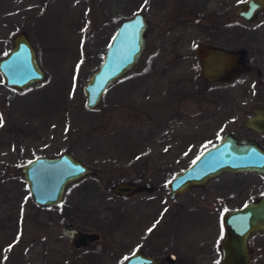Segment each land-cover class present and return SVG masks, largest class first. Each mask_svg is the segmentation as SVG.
Returning <instances> with one entry per match:
<instances>
[{"label":"rangeland","instance_id":"1","mask_svg":"<svg viewBox=\"0 0 264 264\" xmlns=\"http://www.w3.org/2000/svg\"><path fill=\"white\" fill-rule=\"evenodd\" d=\"M219 1L210 0V10ZM228 1L234 21L243 0ZM194 2L0 0V58L25 31L46 74L16 90L0 73V264H122L137 251L161 257L157 264H218L222 227L212 204L229 195L227 206L236 207L264 190L262 176L226 172L208 184L205 201L189 192L172 201L165 183L224 130L249 134L244 118L264 102V80L253 71L225 85L202 81L191 56L202 36L196 27L216 25L222 17L208 11L200 22ZM134 13L150 21L148 48L89 109L84 84L100 66L115 29ZM163 21L168 26L161 27ZM246 33L255 38L234 37L231 45H243L250 64L263 70L264 30ZM66 151L95 173L68 184L58 205L34 204L19 167L37 155ZM121 180L147 181L153 190L118 197L109 188ZM70 221L98 238L69 246L59 228ZM253 245L248 264H264V233ZM171 252L174 262L166 260Z\"/></svg>","mask_w":264,"mask_h":264},{"label":"water","instance_id":"2","mask_svg":"<svg viewBox=\"0 0 264 264\" xmlns=\"http://www.w3.org/2000/svg\"><path fill=\"white\" fill-rule=\"evenodd\" d=\"M260 9H264V0H247L237 9V13L250 20ZM114 32L100 66L94 69L84 84L85 105L89 109H96L104 99L107 85L124 77L136 66L149 44L148 20L145 15L134 13L132 17L124 18ZM34 49L25 31L14 36L11 50L4 58H0V73L7 87L24 90L46 79ZM197 50L201 60V76L205 81L230 82L250 69L244 62L243 48L227 50L200 44ZM244 126L264 133V108L246 118ZM236 135V132L225 131L213 147L205 148L189 165L176 171L166 183L169 198L195 186L203 188L209 178L226 171H252L261 174L264 180V149L258 142L248 138L238 139ZM19 171L32 196V202L43 207L58 205L68 184L95 173L91 166L84 165L68 151L55 157L36 156L19 167ZM109 190L119 196H129L136 191L149 192L153 189L147 181L139 184L121 180L112 184ZM221 217L224 230L219 244L218 264H248L252 258L246 241L253 233L264 232V195L238 209L222 212ZM59 234L69 246L77 248L91 243L99 236L94 232L80 231L71 221L61 224ZM175 259L172 252L166 256V260L174 262ZM160 261L161 257L137 251L127 255L122 264H157Z\"/></svg>","mask_w":264,"mask_h":264},{"label":"flooded vegetation","instance_id":"3","mask_svg":"<svg viewBox=\"0 0 264 264\" xmlns=\"http://www.w3.org/2000/svg\"><path fill=\"white\" fill-rule=\"evenodd\" d=\"M201 1L196 0V2H194L195 5L193 6V7H195L197 9V10H195V12H196V15L195 16H197L196 18H198V20H200V22L203 21V20H205L203 17L205 16L206 13H208V11L211 14V16L212 15H215V14L217 16L219 14L222 17V19H218V24H216V25H214V24L200 25L198 23V27H196L198 29V31H201L202 36H200V35L197 36L200 39L198 40V42L196 43L195 47L193 48L194 51L192 52V55L191 56H192V58H194L198 62L197 63L198 64V70L200 72L199 76L201 77L202 81H204L205 84H208V85L209 84L210 85L211 84H214V85H216V84L217 85L224 84L225 85V84H228V83H232V81H234V80L236 81L240 76H242V74H249V73H252L253 71H255L256 76L258 78L264 80V69L262 70V69H259V68H255V67H253V65L250 64V62H249L250 61V58L248 56V51H247L248 49H246L245 47H243V45H238V46H234V47H233V45H231V42H232V40H233L234 37H235L234 38L235 40H233L234 42H238V41H240V42L241 41H243V42H246V41L248 42L249 41L250 42L251 39L255 38L254 36H252L251 38L250 37H247L246 31H248V30H253L255 32L264 30V9L258 10L256 12V14H254L255 16L253 15L254 17H252V18H250V20H248L245 16H242L241 14H238L237 13V9L247 1V0H243L242 2L239 3V6L234 10V15L236 16V18L233 21L232 20L234 18L233 14H232L233 9H231V6H230V3H229L228 0H223V2H220L219 1L218 2V4H219L218 5V8L215 9V10H210V7H209V3H210L209 1L210 0H201ZM207 3H208V5H207ZM189 7L192 8L191 5H190V3H189ZM231 20L234 23L233 25L230 22ZM149 23H150V21L148 20V33H147V35L150 33V31H149V27H150L149 26ZM159 25L161 27H166L167 24L165 25V21H163V22H160ZM182 37H183V34L182 35H176L177 42H181L180 39ZM201 37H203V38H201ZM200 44L201 45H212V47H217V48L222 47L223 49H227V50H231V49L238 50V49L243 48L244 51H245V60H244V62L248 66V68H250L249 71H247L246 73L245 72H242V74L238 75L235 79H232V81H230V82H224L222 80L221 81H215V82L214 81L209 82V81L203 80V77L201 76V73L202 72L200 71V62H201V60H200V56L198 55L199 52L197 50ZM148 45L149 44H147V48H148ZM178 54L181 55V58H184L185 57L184 56L185 54L182 53L181 51ZM122 78L116 79V81L117 80L119 81ZM116 81H114L113 83H115ZM113 83H111V84H113ZM111 84L107 85L108 88L111 86ZM181 91H182V89L181 90H178V93L180 94ZM260 108H264V102L258 103V104L255 105V107H254V110H255L254 113H252L251 115H248V116H246L244 118V124H245V119L253 116L255 114V112H257V110L260 109ZM244 124H243V126H244ZM244 128L246 129V132H248L249 134H247V135L244 136V135H240V134H238V132L234 131V133L235 132L237 133V135H236L237 138L238 139H245V138L251 139V140H253L255 142H258L259 143V146L264 149L263 143L260 142V139L261 138H264V133H261V132H259L257 130L255 131V130L249 129V128H247V126H244ZM225 131L226 130H224V132ZM226 132H230V131H226ZM220 138H221V136H220ZM220 138L217 141H215L214 144H212V145H210L208 147H204V149L205 148L207 149V148L213 147L215 145V143H217L220 140ZM204 149L198 154L199 156L204 151ZM46 156L47 155H45V157ZM226 172H231V171H226ZM226 172L218 173L216 175V177L209 178L205 182V184L203 185V188H201L200 186H195V188L185 190V192H183L181 194L175 195L174 198H172L171 200L174 201V199L177 198V196H181V195L189 192L190 194H195V193L198 194V197H200L202 201H205L206 198H207L206 197V193H207L206 188H208V184L212 183L213 181H216V179L218 177H222L223 174H225ZM241 173H243V174L252 173V174H254L256 176L258 175V176L261 177V174L254 173L252 171L241 172ZM131 182H133V181H131ZM165 185H166V183H165ZM142 191H144V190H142ZM142 191H138V192H142ZM136 192H133L129 196H127V195H121V196L122 197H130V196H132ZM262 195H264V190H262V187H261V188H259V191L256 189V193L255 194H252V196L249 197L248 200L246 199V201L239 203L236 207L227 206V202L229 201V198H230L229 195H227L228 196L227 198L225 196H222L221 195L222 198L217 199V201L214 204H212V206H214V208H215L214 210L215 211H219L220 210L219 211V214H220L219 216L221 217L222 212L227 211L228 209H233V210L234 209H238V208H240V207L248 204L250 201L256 200L257 198H259V196H262ZM116 196L121 197L119 195H116ZM221 219H222V217H221ZM221 219H220V222H221ZM221 227H222V225H221ZM223 230H224V228H222V230H221L220 239L223 236ZM263 233L264 232H262L261 234H263ZM261 234H259V233H253L252 235H250V238L247 239V241H246V245L249 248L248 251L250 253L251 258H252L253 249H255L254 248V245H253V239H254V237L259 236ZM220 241L216 245V249H217L216 254L218 256V259H219V255H220V252H219L220 251V249H219Z\"/></svg>","mask_w":264,"mask_h":264},{"label":"snow or ice","instance_id":"4","mask_svg":"<svg viewBox=\"0 0 264 264\" xmlns=\"http://www.w3.org/2000/svg\"><path fill=\"white\" fill-rule=\"evenodd\" d=\"M0 123H2V121H0Z\"/></svg>","mask_w":264,"mask_h":264}]
</instances>
